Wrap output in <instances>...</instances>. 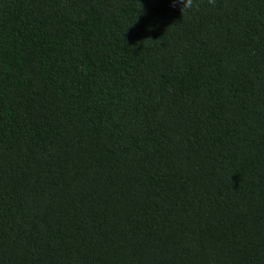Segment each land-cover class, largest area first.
Masks as SVG:
<instances>
[{"label":"trees","instance_id":"trees-1","mask_svg":"<svg viewBox=\"0 0 264 264\" xmlns=\"http://www.w3.org/2000/svg\"><path fill=\"white\" fill-rule=\"evenodd\" d=\"M0 264H264V0H0Z\"/></svg>","mask_w":264,"mask_h":264},{"label":"clouds","instance_id":"clouds-1","mask_svg":"<svg viewBox=\"0 0 264 264\" xmlns=\"http://www.w3.org/2000/svg\"><path fill=\"white\" fill-rule=\"evenodd\" d=\"M171 6H179L182 12H187L193 7V0H171Z\"/></svg>","mask_w":264,"mask_h":264}]
</instances>
